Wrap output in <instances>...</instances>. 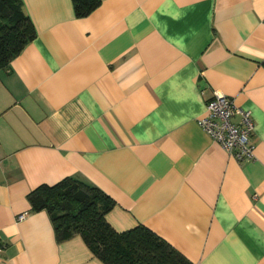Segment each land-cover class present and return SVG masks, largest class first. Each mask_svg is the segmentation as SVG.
<instances>
[{
  "label": "crops",
  "instance_id": "0c3cea01",
  "mask_svg": "<svg viewBox=\"0 0 264 264\" xmlns=\"http://www.w3.org/2000/svg\"><path fill=\"white\" fill-rule=\"evenodd\" d=\"M23 3L35 35L0 68V264H105L31 207L66 176L192 264H264V0ZM214 89L250 110L253 158L198 124Z\"/></svg>",
  "mask_w": 264,
  "mask_h": 264
},
{
  "label": "trees",
  "instance_id": "16d2710c",
  "mask_svg": "<svg viewBox=\"0 0 264 264\" xmlns=\"http://www.w3.org/2000/svg\"><path fill=\"white\" fill-rule=\"evenodd\" d=\"M76 16H85L100 0H72ZM23 0H0V68L7 67L35 35ZM34 210L46 209L56 238L80 235L105 264H192L181 252L144 224L118 231L107 220L115 200L98 186L66 176L40 184L28 194Z\"/></svg>",
  "mask_w": 264,
  "mask_h": 264
},
{
  "label": "built area",
  "instance_id": "2783aa9c",
  "mask_svg": "<svg viewBox=\"0 0 264 264\" xmlns=\"http://www.w3.org/2000/svg\"><path fill=\"white\" fill-rule=\"evenodd\" d=\"M205 106L206 112L197 119L198 124L236 160L253 158L250 136L254 130V120L250 110L239 107L231 96L218 89L213 90ZM236 114L239 115L237 121L233 119ZM26 214V210L19 212L17 219H22ZM2 247L0 238V250Z\"/></svg>",
  "mask_w": 264,
  "mask_h": 264
}]
</instances>
